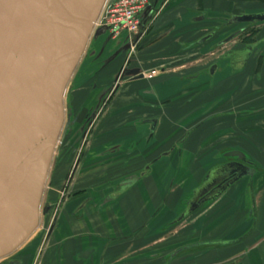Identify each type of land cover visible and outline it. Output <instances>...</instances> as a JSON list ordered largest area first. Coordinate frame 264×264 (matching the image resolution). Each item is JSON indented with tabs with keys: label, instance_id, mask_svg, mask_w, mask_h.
<instances>
[{
	"label": "crops",
	"instance_id": "0c3cea01",
	"mask_svg": "<svg viewBox=\"0 0 264 264\" xmlns=\"http://www.w3.org/2000/svg\"><path fill=\"white\" fill-rule=\"evenodd\" d=\"M149 1V10L140 18L141 25L146 20L142 31L153 23L142 39L145 46L142 56L150 62L145 74L156 72L153 80L158 83L161 100L182 103L195 94L192 104L180 103L178 107L182 110L167 106L158 135L155 139L152 137L151 144L147 141V145L139 146L134 155L124 150L129 148L132 139L131 134L120 133L121 119L112 122L111 127L119 131L117 156L110 161L88 165L87 170L94 169V174H83L79 169L73 190L85 188L94 202L100 203L112 180L124 186L118 200L111 208L105 207L97 214H89L88 206L89 213L85 212V216L84 212L78 211L83 198L71 199L49 244L19 253L27 243L24 242L18 252H14L18 257L36 255V264H264V111H252L264 109V43L258 76L254 75L252 66L247 67L233 77L225 74L215 79V87L209 91H206V78L199 82H182L177 78L207 68L206 54L213 44H189L201 35L203 28L224 16L264 13V0H157L156 5L155 0ZM199 16L206 19L193 23ZM259 27L260 37H263L264 23ZM100 30L94 28L93 37H97L95 33ZM151 65L155 68H149ZM189 83L191 87L187 85ZM199 106H204L202 112L177 126L179 117ZM202 113L215 119L186 137L190 127L201 122ZM221 149L240 150L257 166L258 171L251 178V200L244 190L248 180L245 179L169 236L154 239L153 244H137L141 237L147 242L150 239H145L144 232L133 236L134 231L162 205L154 222H160L172 213L175 205L197 186L203 173L220 161L217 152ZM156 157L158 159L144 173ZM117 162V171L111 179L112 174L107 171ZM65 173L64 166L48 171L47 188L59 190ZM101 175L103 181L101 177L95 187L94 180ZM127 179L132 181L127 183ZM97 189L98 194L94 195ZM170 236H179L180 243L165 247L159 253L152 252V245H161ZM92 239L101 243L112 241L99 250L101 260L93 256L82 261L80 255L91 245ZM178 246L189 250L167 262L162 260Z\"/></svg>",
	"mask_w": 264,
	"mask_h": 264
},
{
	"label": "flooded vegetation",
	"instance_id": "af4514ba",
	"mask_svg": "<svg viewBox=\"0 0 264 264\" xmlns=\"http://www.w3.org/2000/svg\"><path fill=\"white\" fill-rule=\"evenodd\" d=\"M101 9L98 16L102 11ZM200 17L202 16L194 18L193 23L203 21H194ZM232 17L234 15L220 17L208 27L203 28L201 35L189 43L190 45H202L210 42L213 45L210 52L206 54V59L209 60L207 68L198 70L192 75H179L177 76L179 81L199 82V80L206 78L208 82L206 91H209L214 89L215 79L225 74L233 77L252 66L254 75H259L262 66L261 45L264 43V36L260 37L259 25L261 23L231 24ZM96 21L92 31L96 28ZM152 24L145 31H142L143 33L140 32L141 23L134 33H123L126 34L124 42L118 41L123 34L114 38L104 30V34L107 33L109 36L101 39L98 36L93 37L91 32L80 57L76 60L65 85L60 90L59 97L55 96V91H58L57 88H59L55 76L59 72L53 73L47 88L50 101L60 108L58 132L52 144L21 170L20 168L26 159L53 132L57 125L58 115L42 100L43 102L37 106L32 118L23 127L24 107L17 101L14 102V94L21 89L24 81H26L25 78L31 74L32 89H35L37 83V89L42 99L46 76L52 64L70 53L56 54L53 43L45 41L44 52L41 57L42 70L37 68L31 73L36 63L35 46L31 40L28 45L30 54L26 65L20 69L23 39L18 38L16 34L17 21L14 18V22H5L4 25L0 26V29H4L2 33L0 32V204L5 200H10L0 208V230L14 229L13 234L22 228L23 216L17 214V199L22 193L27 177L42 179L35 219L17 247L0 258V264H36V255L21 258L14 252H18L24 242L27 243L19 253L30 250L34 246L42 247L49 244L52 234L59 228L65 206L71 199L83 198L78 211L84 212V214L87 211L89 213L88 206L91 210L89 214H97L105 207L111 208L118 200L120 190L124 186L121 187L112 180L106 186L108 193L101 199L100 203L94 202V198L85 188L73 190L79 169L83 170V174H92L95 170H87L88 165L105 160L110 161L117 156L116 147L120 144L118 141L119 131L111 127L112 122L121 119L122 130L120 133L131 134L132 139L128 145L129 148L124 150L130 155H134L139 146L147 145V141L151 144L152 137L154 136L155 139L158 135L162 128L167 106L182 110L178 107L181 103L179 101L161 100L162 94L158 91V83H155L153 77H145L150 62L142 56L145 49V46L142 45V39L149 33ZM10 27L12 37L7 36ZM100 29L103 31L102 28ZM139 34L142 35L139 37ZM161 69L164 71V67ZM80 82L82 86L79 87L78 83ZM187 85L190 86V83ZM200 86L202 87V85ZM5 93L6 96H4ZM194 95L191 94L181 104L190 106ZM203 107L199 106L187 110L177 120V126L202 112ZM252 111L261 113L264 109ZM199 119L201 122L192 125L187 131L186 137L197 133L208 121L215 118L207 116V113H202ZM17 135L20 136L21 142L16 149L13 147V142ZM103 138L106 140L102 141ZM217 153L220 161L203 173L197 186L188 196L182 198L175 205L172 213L160 222H154V218L157 217L163 205L158 207L156 212L154 211L134 231L133 236L144 232L145 239H150V241L169 236L180 228L183 222H188L195 215L205 211L232 187L245 179H249V177H241L228 186L234 179L247 173V169L252 170L253 175L258 171L257 166L240 150L221 149ZM157 159L158 157L150 161L151 163L146 166L144 173ZM174 160L177 161V157ZM62 166L66 170L63 184L59 190L50 191L45 185L47 172H52L55 168ZM117 168L118 162L111 165L107 171L112 174L111 179L114 178V172L117 171ZM106 175L107 173L104 174V176ZM101 177L103 181V175L98 179H92L96 183L95 187L101 182ZM251 178L250 187H248L250 192ZM130 181L132 179H127V183ZM93 194L97 195L98 189ZM166 198H164V202ZM30 208L31 205H29ZM92 240L91 245L80 255L82 261H87L93 256H96V260H101V251L99 250L103 246L111 244L112 241L107 240L101 243L99 240ZM187 250H189L188 247H178L163 256L162 260L167 262Z\"/></svg>",
	"mask_w": 264,
	"mask_h": 264
},
{
	"label": "water",
	"instance_id": "95a60500",
	"mask_svg": "<svg viewBox=\"0 0 264 264\" xmlns=\"http://www.w3.org/2000/svg\"><path fill=\"white\" fill-rule=\"evenodd\" d=\"M105 1L106 0H0V26L4 25L5 22H14L15 18L17 21L16 34L18 38L23 39V55L20 59V69H23L26 65L30 54L28 45L31 40L34 42V56L36 58L35 67H33L31 73L37 68L42 70L41 57L44 52L45 41L53 43L56 54L70 53L57 59L52 64L46 76L42 99L37 89V83L35 84V89H32L31 74L25 78L26 81H24L21 89L14 94V102L17 101L24 107L23 127L29 122L34 111L37 109V106L43 101L45 105L55 110L58 115L57 125L53 132L31 154V156L26 159L20 170L34 157L47 149L54 141L60 124V108L50 101L47 85H49L53 73L55 71L57 73L58 71L59 73L56 75L58 77L55 76V80L59 83V88H57L58 91H55V96L59 97L60 90L65 85L76 60L80 57L85 43L92 32L93 24L95 23L99 11ZM155 1L154 5L157 3V0ZM150 5L151 1L148 0L146 8L141 15H144L149 10ZM16 14L17 16L15 17ZM201 20H203V17L194 21ZM263 22L264 13H258L234 16L232 17L231 24ZM145 23L146 20L142 23L140 32H142ZM11 27L7 34L8 37H12ZM104 30L105 29H103V31H97L95 35H104ZM3 31L4 29L1 28L0 32L2 33ZM140 36L141 34H139V37ZM6 93L4 96H6ZM20 142V136L17 135L13 142V147L17 149ZM247 171V173L234 179L228 186L235 183L241 177L251 178L254 172L250 169H247ZM41 181L42 179L39 177L35 179H30L29 177L26 178L24 183L25 186L16 203V208L18 209L17 214L23 216V225L19 231L16 233L14 232L13 234L12 232L14 229H9L8 231L0 230V258L16 248L31 227V224L35 219L36 204L41 192ZM9 201L10 200H5L2 202L0 208L6 205ZM29 205H31L30 209Z\"/></svg>",
	"mask_w": 264,
	"mask_h": 264
},
{
	"label": "built area",
	"instance_id": "2783aa9c",
	"mask_svg": "<svg viewBox=\"0 0 264 264\" xmlns=\"http://www.w3.org/2000/svg\"><path fill=\"white\" fill-rule=\"evenodd\" d=\"M148 0H108L96 21V27L105 29L114 38L126 33L132 34L140 25V16L145 10ZM156 74L150 71L145 77L152 78Z\"/></svg>",
	"mask_w": 264,
	"mask_h": 264
},
{
	"label": "rangeland",
	"instance_id": "374dc122",
	"mask_svg": "<svg viewBox=\"0 0 264 264\" xmlns=\"http://www.w3.org/2000/svg\"><path fill=\"white\" fill-rule=\"evenodd\" d=\"M108 34L106 33V35L104 34V35H102V36H100V38L101 39H103L104 37L105 38H108ZM125 37H126V34H123L122 36H121V38L118 40L119 42H124L125 41ZM121 40V41H120ZM112 44V43H111ZM149 68H155L154 67V65H151ZM175 163H176V160H175ZM249 181H250V178L247 180V182L244 184V186H245V188H244V190H245V193H246V190H247V197H248V200L250 201L251 200V192H250V189H248V187H250L249 186ZM247 187V188H246ZM192 192V191H191ZM190 193V192H189ZM189 195V194H188ZM187 195V196H188ZM185 224H187V222H183L182 223V225L181 226H184ZM181 236V235H180ZM169 238V240H167V242H165V243H163V244H158V245H155V246H153L152 245V247H151V250H152V252L153 253H159L161 250H163L165 247H171V246H174V245H177L178 243H180L179 241H178V239L180 238L179 236H176V237H174V238H172L171 236L170 237H168ZM154 240H152V241H150V242H147V241H144V239L141 237L140 238V240L139 241H137V244H139V245H145V244H147V243H151V244H153L154 242H153ZM179 247V246H178ZM177 247V248H178Z\"/></svg>",
	"mask_w": 264,
	"mask_h": 264
}]
</instances>
